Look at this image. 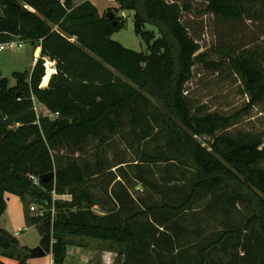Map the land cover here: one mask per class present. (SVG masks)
<instances>
[{"label": "trees", "instance_id": "16d2710c", "mask_svg": "<svg viewBox=\"0 0 264 264\" xmlns=\"http://www.w3.org/2000/svg\"><path fill=\"white\" fill-rule=\"evenodd\" d=\"M118 1L120 9L135 12L136 32L148 53L113 40L122 25L101 16L88 0L76 7L72 0H0V43L18 37L41 46L31 71L13 72L15 88H8L0 70V218L6 193L42 202L47 210L29 221L54 264H64L68 246L75 244L69 237L121 243L122 264H211L219 253L232 264H264V135L229 133L230 117L192 108L186 84L193 67L204 62L218 70L223 63L198 53L177 3ZM207 1L208 10L222 19L264 25V0ZM147 23L158 27L160 37L145 29ZM223 55L250 107L264 103V44L224 49ZM45 57L56 61L57 72L42 88ZM32 94L58 116L52 121L41 116L37 122L33 113L17 129L10 128L8 118L25 116L33 107ZM158 121L164 130L155 134L165 137V147L140 157L133 176L125 158L108 163L104 152L115 136L130 132L145 142L155 135ZM93 142L91 161L85 154ZM181 149L196 168L188 185L176 183L170 171L156 178L145 175L147 158L173 163ZM63 151L71 156L55 158ZM52 171L53 179H40ZM97 176L107 178L109 199L97 200L86 186ZM132 179L150 194L133 195ZM67 191L71 201L53 199L54 193ZM200 200L211 224L197 213L190 221L185 217ZM18 249L16 236L0 225V264H30V256L16 255Z\"/></svg>", "mask_w": 264, "mask_h": 264}, {"label": "rangeland", "instance_id": "374dc122", "mask_svg": "<svg viewBox=\"0 0 264 264\" xmlns=\"http://www.w3.org/2000/svg\"><path fill=\"white\" fill-rule=\"evenodd\" d=\"M87 0H72V6L81 5ZM96 8L99 14L106 16V13L112 11L115 13V19L122 28L112 35V39L120 42L127 48L148 53L147 44L143 38L137 34L136 25L134 21L135 12L131 10H122L119 8L118 0H88ZM172 3L175 2L180 8L181 20L187 27L189 34L198 43L200 49L198 53H204V58L222 62V69H214L204 62H197L193 67L192 78L186 84V93L191 99V106L196 111L205 110L209 112H217L226 117H230L231 127L227 129L229 133H261L264 135V103L250 107L249 97L243 93V86L239 76L225 63L223 51L224 49L237 50L240 47H254L264 44V25L262 23L251 21L248 19H241L238 21L222 19L208 10L207 0H167ZM51 27L58 29L56 24L51 23ZM145 29L154 30L155 36L160 37V31L157 26L152 24H145ZM62 33L72 42H77L76 37L69 35L68 32L62 30ZM19 41L18 37L13 38L12 41ZM40 46V45H39ZM34 57V47L30 43H23L22 47H6L0 50V70L2 75L8 78V88H15L17 80L13 77L15 71H28ZM41 57V56H40ZM46 74L43 78L40 87L45 88L49 85L51 77L57 72L56 61L45 57ZM48 68H55L56 72ZM114 75L119 73L107 65ZM50 72V77L48 76ZM48 79L46 80V77ZM45 79V80H44ZM20 95L19 93H17ZM33 107L29 109L25 116H16L8 118L10 121V128L17 129L22 125V119L32 115H36V121L39 122L41 116L47 117L51 121L56 119L57 113L52 112L44 104H42L33 94L31 95ZM155 133L163 131L160 121L154 123ZM165 137L160 134H155L150 140L140 142L135 135L126 132L122 135L115 136L104 152L108 163H113L120 157L125 158L129 163L125 168L131 176L136 169L133 167L134 163L141 162L140 157L145 155H153L163 150ZM95 143H91L88 149L90 152L85 154L87 159L93 161ZM172 152L175 153L174 150ZM55 158L63 157V160L71 156L70 152L63 151L60 154H54ZM180 157L173 163L171 162H152L147 160L143 163L145 175L155 177L171 172L176 177L175 182L179 185H188L190 180L194 177L196 171L195 163L187 155L184 149L180 151ZM136 161V162H134ZM58 163V161H57ZM114 170V168H113ZM156 178V177H155ZM129 185L130 191L133 195H149L150 190L147 189L141 182L132 179ZM174 182V183H175ZM107 178L105 176H97L89 178L86 186L92 192L97 200H105L108 198L105 188ZM6 209L0 218V225L8 232L14 235L17 231L20 234L16 236L19 241V249L16 255L19 258H26L30 256V249L40 244V235L37 228L30 224L29 218L34 215H41L47 209L42 202L36 198H28L23 200L16 194L6 193ZM53 199H61L71 201L73 196L68 193L53 194ZM203 201H199L191 206L184 214L191 219L192 213H197L198 216H203L204 221L213 222V218L204 210ZM34 205L38 211L33 212L30 206ZM96 208V206H95ZM94 208V210H95ZM242 211L246 212V208L240 205ZM97 213L101 214L97 210ZM192 220V219H191ZM202 222V223H203ZM204 224V223H203ZM69 240L75 243L68 246V251H71L70 258L77 259V264H122L123 256L119 253L123 249V245L116 241H104L90 237H69ZM42 246V245H41ZM43 247V246H42ZM44 248V247H43ZM46 251V250H45ZM47 252V251H46ZM46 258L35 259L43 264H54L52 253L47 252ZM67 259L64 264H72L73 259ZM216 263L211 264H232L229 262V257H222V255L215 254Z\"/></svg>", "mask_w": 264, "mask_h": 264}, {"label": "water", "instance_id": "95a60500", "mask_svg": "<svg viewBox=\"0 0 264 264\" xmlns=\"http://www.w3.org/2000/svg\"><path fill=\"white\" fill-rule=\"evenodd\" d=\"M106 16L110 19H113L115 17V13H113L112 11H109L106 13ZM114 24H117L116 21H114ZM55 176V173L52 171V172H49L47 174H44L40 177V179L43 181V182H48L50 181L51 179H53ZM98 212L102 213L101 209L99 207H96L95 208ZM47 255V252L43 249V247L41 245H38L34 248H31L30 249V258L31 259H37V258H43Z\"/></svg>", "mask_w": 264, "mask_h": 264}, {"label": "crops", "instance_id": "0c3cea01", "mask_svg": "<svg viewBox=\"0 0 264 264\" xmlns=\"http://www.w3.org/2000/svg\"><path fill=\"white\" fill-rule=\"evenodd\" d=\"M22 41V40H21ZM23 43H30V42H25V41H22ZM33 47H34V57H33V60H32V62H31V66H30V69L28 70V71H31L32 70V68L34 67V65H35V63H36V61H37V59L41 56V46H39L38 44H36V45H34V44H32V43H30ZM23 45V44H22ZM22 45L21 46H19V47H22ZM17 48V47H16ZM49 69H51V67L49 68ZM48 76L50 77V72H48ZM45 77V76H44ZM45 80V79H44ZM14 235H15V233H14ZM18 236V235H17ZM73 252L74 251H72V257L70 258V253H71V251H68V253H67V259H73ZM46 256H48V255H46ZM46 256L45 257H43V258H46ZM37 259H41V258H37ZM35 259H31L30 258V264H43L42 262H40V261H34ZM72 264H77V259L76 258H74L73 259V261H72ZM81 264H83V263H81ZM86 264V263H85Z\"/></svg>", "mask_w": 264, "mask_h": 264}, {"label": "built area", "instance_id": "2783aa9c", "mask_svg": "<svg viewBox=\"0 0 264 264\" xmlns=\"http://www.w3.org/2000/svg\"><path fill=\"white\" fill-rule=\"evenodd\" d=\"M60 2L61 3H64L65 0H60ZM22 44H23V42L21 40H19V41H15V40L12 41L11 40L9 42L0 43V50L5 49L6 47H11V48L19 47ZM46 67H47V65H46ZM48 70H49V68L47 67V71ZM50 70L52 71V73H55L56 72V69L53 68V67ZM31 179L34 180L36 183L39 181V178L38 177H35L34 175H31ZM30 210L33 211V212H37L38 211V209L34 205H31L30 206ZM19 234H20V231H17L15 233L16 236L19 235Z\"/></svg>", "mask_w": 264, "mask_h": 264}]
</instances>
